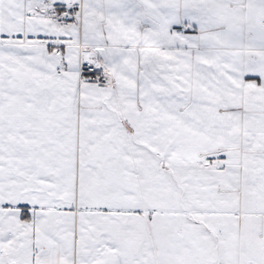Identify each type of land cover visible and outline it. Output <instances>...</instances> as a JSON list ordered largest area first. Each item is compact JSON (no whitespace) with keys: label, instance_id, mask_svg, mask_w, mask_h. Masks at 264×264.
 Returning <instances> with one entry per match:
<instances>
[{"label":"snow or ice","instance_id":"obj_1","mask_svg":"<svg viewBox=\"0 0 264 264\" xmlns=\"http://www.w3.org/2000/svg\"><path fill=\"white\" fill-rule=\"evenodd\" d=\"M0 264H264V0H0Z\"/></svg>","mask_w":264,"mask_h":264}]
</instances>
